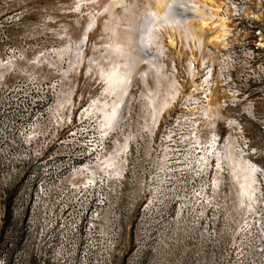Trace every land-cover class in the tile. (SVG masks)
<instances>
[{"label": "built area", "instance_id": "obj_1", "mask_svg": "<svg viewBox=\"0 0 264 264\" xmlns=\"http://www.w3.org/2000/svg\"><path fill=\"white\" fill-rule=\"evenodd\" d=\"M220 1L218 15L228 21L224 34L216 48L189 41L186 53L192 51L201 61L196 72V63L186 55L195 85L164 115L146 153L140 154L131 137L119 147L122 138L98 128L80 139L62 130L44 135L30 127L12 143V151L0 154V185L18 184L15 205L38 240L48 245L57 232L82 234L90 249L101 247L103 264H112L128 233L136 239L139 261L171 250L177 256L174 264H264V212L258 204L256 211L237 204L227 190L226 170L215 157L222 139L214 129L202 130L238 124L228 113L240 94L234 80L247 85L264 77V0ZM211 77L233 93V98L221 97L218 116L210 115L208 107ZM42 98L39 116L51 94ZM111 153L114 165L103 167ZM142 161L143 167L135 169ZM257 170L258 176L264 174ZM223 197L229 198L225 211ZM157 211V218L145 221Z\"/></svg>", "mask_w": 264, "mask_h": 264}, {"label": "rangeland", "instance_id": "obj_2", "mask_svg": "<svg viewBox=\"0 0 264 264\" xmlns=\"http://www.w3.org/2000/svg\"><path fill=\"white\" fill-rule=\"evenodd\" d=\"M84 3L81 0H0V154L12 151V143H16L31 131L30 127H37V131L44 135L62 130L63 134L80 139L89 136L97 126L99 127L97 117L81 118L92 99L98 97L103 101L104 87L99 76L95 74L96 71L92 72L91 76L85 75L87 67L78 70V59L62 82L59 76L67 70L66 62L71 56L69 53L57 52L79 41L84 29L91 28L94 19L92 14L96 9L82 13L80 11L81 8L84 11ZM87 3L91 2L88 0ZM129 9L120 13L121 20L112 27L120 37L128 32L125 19L130 18L132 21L140 13V6L134 5ZM106 20V17L98 19V27ZM96 30L88 35L84 54L87 58L93 57L99 62L105 57V51L93 49L101 38L99 29ZM108 39L110 41L111 38ZM179 43L182 46L180 56L163 51L158 52L154 60L155 64L168 65V68L172 66L173 72L163 70L161 74L166 75L167 82H170L172 77L169 74L173 73L178 87H182V95H179L171 111L181 96L188 92L189 87L195 85L191 78L193 72L189 74L194 68L191 69L186 61V55L191 56L190 52L186 53L188 43L183 37ZM200 66L201 61L196 63V72ZM165 82H162V85ZM234 83L240 88V94L236 97L238 102L235 107L229 109L228 113L238 120V124L235 122L237 127L231 126L232 129H229L218 125L204 126L202 130L207 134L214 129L223 141L229 136L234 141L233 148L247 156L252 163L250 165L264 169V77L253 79L247 85L243 80H234ZM147 85L153 89L155 80L148 78ZM223 88L226 90L221 89L222 96L230 94L229 97L233 98V93H229L232 89ZM134 90L128 105L120 109L122 120L120 119L119 128L109 130L108 134L111 138H122V141L131 137L139 144L140 154H144L150 141L155 142L164 114L156 130H152V115L147 109L149 101L144 96L146 92L141 85L136 86ZM46 93L51 94V99L43 114L39 116L36 111ZM60 93L65 94L66 99L63 112L57 115L53 109ZM163 97V87H160L155 102ZM169 112L170 110L167 113ZM142 167L143 161L138 163L135 169ZM2 169L0 163V174ZM225 180L227 190L237 200L238 188L228 175ZM257 183L260 187L257 191V204L264 212V174L258 176ZM18 193V184L7 189H2L0 185V264H103L101 247L90 249L87 238L82 234L74 237L57 232L48 241V245L38 240L27 230L21 218V209L15 205L14 199ZM228 201L227 197L220 199L223 211L227 209ZM157 217L158 211L152 212L145 217V221ZM135 248L136 239L133 235L124 234L118 252L112 256V264H174L177 258L170 250L168 253L147 254L139 261L134 256Z\"/></svg>", "mask_w": 264, "mask_h": 264}, {"label": "bare ground", "instance_id": "obj_3", "mask_svg": "<svg viewBox=\"0 0 264 264\" xmlns=\"http://www.w3.org/2000/svg\"><path fill=\"white\" fill-rule=\"evenodd\" d=\"M81 1L85 2L83 4L85 9L83 11L81 8L82 11L80 12L93 9H96V12H92L94 19L91 22V28L84 29L80 40L60 51L58 50L57 54L64 52L71 56L66 62L67 70L61 71L62 73L59 75L61 76L60 82L64 80L68 70L75 65L74 63L78 59H80L76 65L78 70L83 69L84 66L87 67L85 75L91 76L92 72L96 71L95 74L99 76L104 87L103 101L98 97L92 99L81 118L97 117L99 121L97 128L103 134L119 128L122 120L120 109H124L128 105L131 92L136 86L141 85L146 92L144 96L149 101L147 109L152 115L150 119L151 128L156 130L162 115H165L169 110L171 111L179 95H182L180 91L182 87H178L175 75L169 74L172 81L167 82V76L161 74L163 70L172 71V66L168 68V65L155 64L156 54L166 51L170 55L177 53V56H180L182 46L179 45L181 43L179 41L181 37L185 38L187 43L189 41L197 42L203 47L212 46L216 48L228 23L217 12L222 2L220 0H89L91 3H87L88 0ZM134 5L140 6V13L132 21L129 20L130 18L125 19L128 32L120 37L112 27L121 20L119 18L121 17L119 16L120 13L126 9L130 10L129 8ZM102 17H106L107 20L98 27L97 20ZM96 29H99L101 38L95 43L93 49L105 51L102 62L95 61L93 57L87 58L84 54L87 37ZM108 37L111 38L110 41H108ZM190 55V58L197 63L198 59L192 51H190ZM144 66H146L145 69ZM148 78L155 80L153 89L147 85ZM162 82L165 84L162 85ZM211 84L208 107L210 115L215 113L218 116L223 92L221 90L222 84L216 77H211ZM193 86L190 88L192 89ZM160 87H163L164 97L155 102ZM65 99V94L60 93L53 109L55 114L58 115L62 111ZM229 125L233 127L236 123L231 122ZM127 141L128 138H125L120 145L115 140L119 147L126 146ZM233 142V139L227 136L222 143L220 142L215 157L221 162L219 167L227 170L226 173L231 182L238 188L237 204L243 205L245 211H256L259 198L257 192L259 190L257 183L259 172L254 165H250L248 160L233 148ZM113 165L114 159L113 153H111L105 158L102 166Z\"/></svg>", "mask_w": 264, "mask_h": 264}]
</instances>
